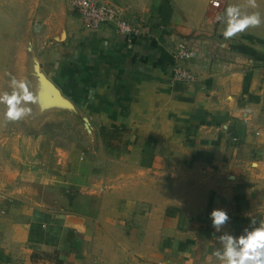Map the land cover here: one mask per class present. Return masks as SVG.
<instances>
[{
  "label": "crops",
  "instance_id": "0c3cea01",
  "mask_svg": "<svg viewBox=\"0 0 264 264\" xmlns=\"http://www.w3.org/2000/svg\"><path fill=\"white\" fill-rule=\"evenodd\" d=\"M107 1L136 35L85 29L68 1L33 39L91 133L0 107V264H219L211 211L237 235L264 219V24L225 40L218 18L264 0ZM180 38L189 82L171 74Z\"/></svg>",
  "mask_w": 264,
  "mask_h": 264
},
{
  "label": "clouds",
  "instance_id": "9594fccd",
  "mask_svg": "<svg viewBox=\"0 0 264 264\" xmlns=\"http://www.w3.org/2000/svg\"><path fill=\"white\" fill-rule=\"evenodd\" d=\"M246 7L257 9L259 6L257 0H246ZM218 20L224 25L222 37L227 40L249 28L264 24V15L259 11L242 10L240 5L234 4L229 5ZM8 75L11 77V91L0 92V105L5 109L3 120L18 122L32 115L31 106L37 103V98L26 79ZM210 219L211 226L215 229L213 235L220 245L213 253L219 264H264V219H249V224L238 235L226 230L230 221L227 210L213 209Z\"/></svg>",
  "mask_w": 264,
  "mask_h": 264
},
{
  "label": "rangeland",
  "instance_id": "374dc122",
  "mask_svg": "<svg viewBox=\"0 0 264 264\" xmlns=\"http://www.w3.org/2000/svg\"><path fill=\"white\" fill-rule=\"evenodd\" d=\"M68 1L0 0V92L11 91V77L8 74L18 79H26L30 86L32 75L36 72L28 65L33 64L30 60L33 55L37 57L33 39L43 17L42 13L55 14L54 11H59L61 15H65L69 12ZM0 107L4 109L2 105ZM68 117L58 116L51 123L61 128L65 135L71 131L80 134L81 120L75 115ZM64 122H67L65 126Z\"/></svg>",
  "mask_w": 264,
  "mask_h": 264
},
{
  "label": "built area",
  "instance_id": "2783aa9c",
  "mask_svg": "<svg viewBox=\"0 0 264 264\" xmlns=\"http://www.w3.org/2000/svg\"><path fill=\"white\" fill-rule=\"evenodd\" d=\"M69 3L81 20L82 26L88 30H98L105 25L113 27L119 33L137 34L139 29L123 17L119 8L107 0H69ZM210 3L218 8L220 0H210ZM218 5V6H217ZM194 55L188 41L180 38L173 52L171 74L174 80L189 82L194 80V75L187 65V61ZM236 141V137H233Z\"/></svg>",
  "mask_w": 264,
  "mask_h": 264
},
{
  "label": "water",
  "instance_id": "95a60500",
  "mask_svg": "<svg viewBox=\"0 0 264 264\" xmlns=\"http://www.w3.org/2000/svg\"><path fill=\"white\" fill-rule=\"evenodd\" d=\"M33 64L28 65V67L35 70L36 74L32 75V79L30 81V88L34 92L37 103L32 105L33 112L36 108L43 109L42 111L55 109L62 111H71V115L77 116L83 123V126L86 131L91 133V128L89 126L88 120L85 117H81L73 108V105L64 98L59 89L48 79L45 74L41 70V66L37 57L33 55L30 59ZM35 115V114H34Z\"/></svg>",
  "mask_w": 264,
  "mask_h": 264
}]
</instances>
